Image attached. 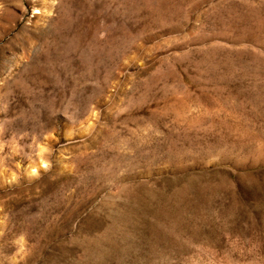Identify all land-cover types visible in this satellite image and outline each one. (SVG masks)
<instances>
[{"label": "rangeland", "instance_id": "1", "mask_svg": "<svg viewBox=\"0 0 264 264\" xmlns=\"http://www.w3.org/2000/svg\"><path fill=\"white\" fill-rule=\"evenodd\" d=\"M0 160V264H264V0H0Z\"/></svg>", "mask_w": 264, "mask_h": 264}, {"label": "bare ground", "instance_id": "2", "mask_svg": "<svg viewBox=\"0 0 264 264\" xmlns=\"http://www.w3.org/2000/svg\"><path fill=\"white\" fill-rule=\"evenodd\" d=\"M36 12H38V11H36ZM35 12V13H36ZM41 115V114H40ZM27 123V122H26ZM29 123V122H28ZM20 124V123H19ZM31 125V124H30ZM29 125V126H30ZM25 127H26V125H25ZM23 129V128H22ZM27 136V135H26ZM24 148H25V146H23ZM32 148V147H31ZM30 147H27L24 151H22V153L21 154H23L25 157H26V153L28 152V153H30L31 151H32V149H31ZM2 149V148H1ZM19 150V149H18ZM21 150V149H20ZM38 150H39V152H44V150H46L45 148H43V147H40V148H38ZM15 151V150H14ZM18 153V152H17ZM41 154V153H40ZM10 156V155H9ZM40 157V156H39ZM13 158L15 159L16 158V155H13ZM27 158V157H26ZM3 160V159H2ZM1 161V160H0ZM12 161V160H11ZM42 164H43V162H42ZM41 164V165H42ZM40 167H43V166H40ZM38 167H36V169L34 168V166L32 167V169H31V171H28V173H29V175H35L36 174V172H37V169ZM232 261V260H231Z\"/></svg>", "mask_w": 264, "mask_h": 264}]
</instances>
